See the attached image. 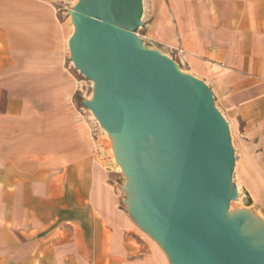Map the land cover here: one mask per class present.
Instances as JSON below:
<instances>
[{"label": "crops", "instance_id": "obj_1", "mask_svg": "<svg viewBox=\"0 0 264 264\" xmlns=\"http://www.w3.org/2000/svg\"><path fill=\"white\" fill-rule=\"evenodd\" d=\"M62 2L0 0V264H170L75 108ZM142 27L264 144V0H164Z\"/></svg>", "mask_w": 264, "mask_h": 264}, {"label": "water", "instance_id": "obj_2", "mask_svg": "<svg viewBox=\"0 0 264 264\" xmlns=\"http://www.w3.org/2000/svg\"><path fill=\"white\" fill-rule=\"evenodd\" d=\"M142 12V0H77L68 11L69 60L93 83L85 107L116 140L129 214L170 264H264L262 226L228 215L229 125L204 81L143 45Z\"/></svg>", "mask_w": 264, "mask_h": 264}, {"label": "rangeland", "instance_id": "obj_3", "mask_svg": "<svg viewBox=\"0 0 264 264\" xmlns=\"http://www.w3.org/2000/svg\"><path fill=\"white\" fill-rule=\"evenodd\" d=\"M163 2L164 0H142V21H148L151 15L156 13L157 9L163 5ZM76 3L77 0H63L62 2V11L64 12L62 16L69 25V35L73 31V26L70 24L68 11ZM143 32V27L136 31L137 36L143 41V45L156 49V46L159 45L158 42L156 40L150 41L148 38L143 37ZM64 61L66 68L75 80L76 87L73 97L75 108L82 119L90 126L98 158L102 159L101 161L107 168L116 172L120 176L121 181H124V174L113 151V146L116 144L115 138L99 126L92 112L84 105V101H89L92 98L93 83L74 68L73 63L69 60L68 48L66 49V59ZM183 69L181 70L184 71ZM184 72L190 74L189 72ZM229 129L235 155V166L230 185L231 189L235 190V198L229 204V218L244 216L246 221L244 226L250 227L249 222L251 221L252 226L256 227L255 229L262 226L264 231V144H260L256 140L257 138L252 140L236 136L230 127ZM249 229L245 230L246 234L251 232ZM263 239H258L257 243L263 242Z\"/></svg>", "mask_w": 264, "mask_h": 264}, {"label": "bare ground", "instance_id": "obj_4", "mask_svg": "<svg viewBox=\"0 0 264 264\" xmlns=\"http://www.w3.org/2000/svg\"><path fill=\"white\" fill-rule=\"evenodd\" d=\"M228 213H229V210H228Z\"/></svg>", "mask_w": 264, "mask_h": 264}]
</instances>
